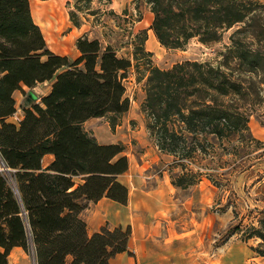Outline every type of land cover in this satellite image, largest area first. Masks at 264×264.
Returning a JSON list of instances; mask_svg holds the SVG:
<instances>
[{
    "label": "trees",
    "instance_id": "1",
    "mask_svg": "<svg viewBox=\"0 0 264 264\" xmlns=\"http://www.w3.org/2000/svg\"><path fill=\"white\" fill-rule=\"evenodd\" d=\"M145 1L153 13L155 37L173 49H182L193 38L217 42L224 30L239 23L253 28V13L264 9L258 0ZM91 2L76 0L74 6L90 10ZM69 18L79 26L76 11L70 10ZM146 38V29L135 35V60L150 55ZM231 40L228 52L244 60L249 51L237 47L233 34ZM75 45L79 55L73 59L53 52L33 20L30 0H0V264H8L17 246L32 254L35 264H111L115 254L130 253L129 225L104 226L89 234L80 212L102 197L127 201L128 188L119 180L128 169L125 146L97 142L83 122L106 117L114 127L128 110L124 81L132 61L85 34ZM255 63L253 58L250 64ZM46 81L49 91L38 102L27 100L22 118L11 121L16 112L13 92ZM233 93L232 82L210 63L185 60L169 69L149 65L141 105L146 128L163 153L176 161L192 158L206 152V144L213 145L197 134L220 140L249 132ZM249 137L259 142L250 132ZM45 154L53 159L43 166ZM176 163L187 172L171 175L172 184H194L200 172ZM248 236L261 238L250 248L264 257V231L253 228Z\"/></svg>",
    "mask_w": 264,
    "mask_h": 264
},
{
    "label": "rangeland",
    "instance_id": "2",
    "mask_svg": "<svg viewBox=\"0 0 264 264\" xmlns=\"http://www.w3.org/2000/svg\"><path fill=\"white\" fill-rule=\"evenodd\" d=\"M75 1L30 0L37 6V9H33L36 19L39 20L46 11L52 12L43 19L48 30L66 34L69 30L68 23L74 26L69 18V11H76L79 26L82 25L83 29L88 30L85 35L100 39L103 45L110 44L118 51L119 56L131 59L132 66L127 74L130 73L138 85L133 86L126 79L125 95L129 99V105L132 101L136 102L144 123L146 121L141 105L145 98V80L149 65L169 69L185 60L207 62L223 73L227 83L232 82L233 102L247 117L251 137H257L259 140H256L260 143L251 140L247 131L220 140L206 134H197L200 141L204 142L207 137L213 145L206 144V152L197 153L192 158L177 160L186 168L200 172L195 183L188 187L202 180L207 185V198L199 203L194 201L187 207V210L191 209L188 220L192 219L193 226L196 225L192 264H264V257L250 248L258 246L261 238L248 236L253 228L264 231V66L263 71H250L249 65L236 60L234 53L228 52L227 48L233 44V34L237 46L243 45L246 49L264 53V9L253 13V28L246 27V23H239L224 30L217 42L203 44L193 38L182 49L165 48L157 40L156 50L149 51L145 48L150 55L135 60V35L139 31L135 30V22L139 17L146 18L148 15L153 19V13L145 0H92L90 10L82 11L75 8ZM258 1L264 5V0ZM152 19L144 21L147 30H152ZM262 64L264 65V61ZM47 86L48 84H36L35 87H25L23 92H17L25 105H18L15 113L22 115L23 108L28 105L29 92L36 95L35 102H38ZM15 113L11 121L22 118L15 116ZM150 137L152 138L151 135ZM152 140L154 142L153 138ZM168 158L171 162L167 168L172 175L187 172L176 163L175 156L169 154ZM207 173L219 181V186L208 178L210 176ZM11 183L13 185V181ZM222 252L224 257L221 262L219 255ZM26 260L27 264H35L32 254H27Z\"/></svg>",
    "mask_w": 264,
    "mask_h": 264
},
{
    "label": "crops",
    "instance_id": "3",
    "mask_svg": "<svg viewBox=\"0 0 264 264\" xmlns=\"http://www.w3.org/2000/svg\"><path fill=\"white\" fill-rule=\"evenodd\" d=\"M32 2H30V9L33 20L40 26L49 49L57 54L76 58L79 55L75 45L76 39L86 34L88 30L83 29L82 25L76 27L68 23L69 30L66 34L52 32L45 27L43 21L52 12L46 11L45 15L39 17L38 20L34 17L36 14L33 13V9H37L36 3ZM151 19V15L138 19L135 22V30L146 29L147 25L144 21H151ZM157 46L158 42L153 31L147 30L144 48L152 51L156 50ZM237 47L249 51L250 54L241 60L233 52L236 60L239 59L242 63L249 65L250 71L255 69L263 71L264 53L246 49L243 45ZM256 53L259 56H256ZM253 58L256 59V63L252 66L250 62ZM127 75L126 79L129 83L137 86L138 82L131 74ZM124 83L126 87V80ZM39 84H48L42 95L46 94L51 83L46 81ZM17 92L21 91L13 92L16 107L23 102L21 95ZM9 119L11 120V117ZM119 119L120 121L114 127L110 126L106 117H92L83 122L84 129L97 142L101 144L122 143L128 156V169L119 175V180L128 188L126 203L121 204L107 197L89 201L80 212L88 233L99 231L104 226L110 229L130 226L127 241L130 253L115 254L110 259L111 264H192L196 225L193 226L192 219L188 220L191 209L187 210V207L194 201L199 203L207 198V185L203 180L188 188L172 184V173L167 168L171 162L168 158L169 154L160 151L153 142L135 101L130 103L128 110ZM52 159V154H45L42 158L43 166L49 164ZM26 256L27 253L21 247H14L9 254L8 264H27ZM223 257L224 252L219 255V261L222 262Z\"/></svg>",
    "mask_w": 264,
    "mask_h": 264
},
{
    "label": "water",
    "instance_id": "4",
    "mask_svg": "<svg viewBox=\"0 0 264 264\" xmlns=\"http://www.w3.org/2000/svg\"><path fill=\"white\" fill-rule=\"evenodd\" d=\"M35 97H36V95L34 94V93H32V92H29V96H28V100H30V99H35ZM15 116H17L18 118H21V114L20 113H15Z\"/></svg>",
    "mask_w": 264,
    "mask_h": 264
},
{
    "label": "built area",
    "instance_id": "5",
    "mask_svg": "<svg viewBox=\"0 0 264 264\" xmlns=\"http://www.w3.org/2000/svg\"><path fill=\"white\" fill-rule=\"evenodd\" d=\"M125 80H126V78H125Z\"/></svg>",
    "mask_w": 264,
    "mask_h": 264
},
{
    "label": "bare ground",
    "instance_id": "6",
    "mask_svg": "<svg viewBox=\"0 0 264 264\" xmlns=\"http://www.w3.org/2000/svg\"><path fill=\"white\" fill-rule=\"evenodd\" d=\"M39 10V9H38Z\"/></svg>",
    "mask_w": 264,
    "mask_h": 264
}]
</instances>
